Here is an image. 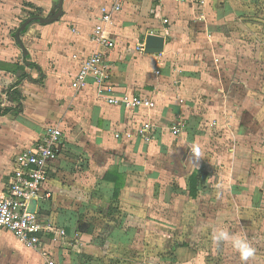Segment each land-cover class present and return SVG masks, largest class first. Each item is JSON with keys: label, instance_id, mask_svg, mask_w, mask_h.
Segmentation results:
<instances>
[{"label": "crops", "instance_id": "1", "mask_svg": "<svg viewBox=\"0 0 264 264\" xmlns=\"http://www.w3.org/2000/svg\"><path fill=\"white\" fill-rule=\"evenodd\" d=\"M4 2L13 15L24 11L17 7V0H0V36L8 28L6 22H11V15L2 16ZM110 3L111 0H65L60 21L34 27L32 33H27H37L38 38L27 49L31 62L39 67L25 68L30 77L21 83L24 111L0 116V135L16 132V128L17 134L25 132L8 148L0 142L5 155L0 193L15 156L38 139L46 126L59 125L67 149L50 166L43 187L50 193L44 215L64 228L65 235L52 240L49 251L54 250V256L50 251L45 257L0 228V264H48L49 260L58 264L64 260L60 238L79 242L81 234L92 236L93 225L81 224L83 208L77 206L78 202L84 203L81 198L87 193L102 208L107 206V213L121 216L126 226L120 232L123 244L132 237L128 227H167L173 230V236L178 229L186 228L189 234L183 243L191 245L187 248L193 253V245L201 239L198 229L209 222L212 207L232 211L238 218L234 221L237 234L245 235L255 249L247 264H263L264 249L256 242L264 244V92L252 87L249 79H237L240 68L220 55L225 46L223 37L231 36L235 41L239 37L240 30L223 27L228 21H240L243 13L237 1L206 0L203 6L176 0L125 2L109 27L115 41L109 53L112 82L119 92L142 94L156 103L152 109L139 110L109 104L92 83L79 91L73 87L79 57L93 50L91 33L99 23L102 8ZM187 17L189 28L185 29L180 23ZM176 18L177 24L171 25ZM150 34L165 38L161 52L145 50ZM195 37L205 39L204 45L213 54L212 67L206 66L200 47L192 53L190 43ZM3 42L0 40V100L6 94L1 91L3 78L17 79L6 64L20 62L19 47ZM212 73L216 79L207 78ZM31 99H37L41 107L34 115L28 114ZM11 104L15 105V101L11 100ZM147 119L156 125L151 142L115 137L117 130L132 128ZM177 125L180 131L174 134L172 129ZM193 148L198 150V156L192 153ZM78 166L82 178L74 180L80 177ZM113 168L125 178L118 198L114 197V183L103 179ZM200 169L208 177L199 184L194 198L190 196L189 178ZM109 207L114 210L109 212ZM246 212L253 213L247 221ZM255 214L261 215L263 221ZM122 224L117 228L122 229ZM257 224H263V233L260 238L254 234L257 239L253 241ZM90 242V250L83 251L82 259L85 255L102 263L105 255H97L102 243L92 237ZM236 260L241 264L238 256Z\"/></svg>", "mask_w": 264, "mask_h": 264}, {"label": "rangeland", "instance_id": "2", "mask_svg": "<svg viewBox=\"0 0 264 264\" xmlns=\"http://www.w3.org/2000/svg\"><path fill=\"white\" fill-rule=\"evenodd\" d=\"M58 1L59 0H17V7H23L22 9L24 11L19 10L17 14L14 15L10 12L11 8H9L4 2V5L2 6V16L9 17L11 15V22H6L8 28L6 27L5 31L3 30L0 40L5 41L3 43H7L13 47L18 46L15 34L21 24L27 18L35 15L52 17L57 12L56 3ZM235 1H237V7H239L241 9L240 11L243 13L242 17L238 22L228 21L223 27L229 30H240L238 34L239 37H237L238 39H236V41L231 36L223 37L221 41L224 42L225 46H222L220 55H224L229 62H235V64H237L240 68L242 74H237L235 76L237 79H249V82L253 81L252 87L257 86L259 90L264 92V0ZM15 6H13V11H16ZM183 14H185V12H183ZM62 17L59 18L58 21H60ZM189 17L183 19V22L180 23V25H182L181 27H185V29L189 28ZM143 22L145 23V21ZM177 22L178 18H176L171 25L175 26ZM45 25L46 24L36 21L31 23L25 31L21 32V38L26 47L27 45L31 46L35 42V38H38L37 33L31 34L30 36H28L29 34L27 35V33L29 31L32 33V29L34 27L42 28ZM204 41L205 39L203 37H195L192 41L194 43H190L193 48L192 53L201 50L200 55L203 54L202 57L205 56L207 59L206 66L208 67V65H210L212 67V61H214L213 54L208 52L210 49L207 45H204L206 44ZM221 41H218V43H222ZM198 47L201 49L196 50ZM19 50L20 55L18 56V59L22 61L24 59V54L20 47ZM27 60L32 61L30 53ZM207 78L216 79L213 73L209 74ZM228 79H230V77H228ZM256 79L257 83L254 84ZM16 80L3 78L1 91L6 94L5 97L2 98L3 101H0L1 103L3 102L5 106L14 105L11 104V100L13 101V99L10 97L9 93H13L11 85ZM42 80L43 79H40V81ZM39 84H41V82H39ZM20 87L22 86L20 85ZM29 91L31 92L30 89ZM1 97L2 96H0V99ZM15 105H17V102H15ZM40 108L41 107L37 102V99H31L28 114L34 115L33 112L37 109L40 111ZM253 123L256 122L254 121ZM15 131L16 132H11L10 134L6 132V135H0V142L3 147L11 145L19 135H21L20 138L24 137V131H18V134L17 128ZM1 150L2 148L0 149V169L5 160V155L1 152ZM12 157L13 154H11V158ZM72 158H74V156H72ZM79 167L80 166H78L77 171L80 177L79 179L75 178L74 180H80L82 178V175L80 174L82 170H80ZM4 180L5 178H3L2 181ZM79 192H81V190ZM81 199L84 203L78 202L77 204L79 208H83L81 214V224L93 225V228L91 229L92 231H89L92 236L81 234L78 236L79 242L68 239L67 241L65 238H60L59 241L63 247L62 255L64 260L58 262V264H236V257H239L238 253H236L229 244L225 243L222 246L217 247L212 240L213 230L217 228H223L234 233L236 231L237 233L238 228L234 225V221H238V218L232 211L225 209L218 210V206L217 208L212 207L209 213L210 216H208L209 222H206V226L203 228L200 227L198 229L200 232L199 237L201 239L200 242L193 245L194 250L196 251L195 254L189 251L190 248L182 246L183 241L188 238L189 234V230H186V228H180V230L178 229V232L173 236L171 234L173 230L167 227H128L127 229H130L132 233L129 236L132 237L129 242H125L123 244L120 232H124V227L126 226L122 224L123 222L120 219L121 216H118V214L113 215L112 213H107V206L102 208L100 206L101 203L97 202V204L94 200H92L89 193L85 194ZM216 203H218V201ZM230 204H232V202H230ZM230 209L231 206L229 205V210ZM252 215L253 213L246 212L244 218L245 221L250 219ZM255 216L256 219L263 221L261 215L259 216L255 214ZM118 224H122L123 228L118 229ZM259 224H257L258 227L253 228V236L255 234L260 238L261 233H263V224H261V227ZM80 232L82 233V231ZM91 237L93 240L97 239L98 242L102 243L99 247V253H97V255H105L101 261L102 263L97 262L95 257L93 260L88 258L82 259L83 251L90 250L89 246L91 243ZM115 239H118V241L114 242L113 240ZM256 239L257 238L254 236L253 241H256ZM256 243L260 249H264V244H261L260 242ZM252 245H255L254 242ZM50 251L53 257L55 252L54 250Z\"/></svg>", "mask_w": 264, "mask_h": 264}, {"label": "built area", "instance_id": "3", "mask_svg": "<svg viewBox=\"0 0 264 264\" xmlns=\"http://www.w3.org/2000/svg\"><path fill=\"white\" fill-rule=\"evenodd\" d=\"M126 1L111 0L109 5L102 8L99 23L91 33L95 46L89 54L79 57L80 67L73 80V87L79 91L92 83L99 95L111 105L131 110L152 109L156 105L153 99L142 94L119 92L112 82L113 64L109 53L115 41L109 27L113 24L115 15L123 10ZM176 1L199 6L206 3V0ZM155 128L156 125L147 119L132 128L117 130L115 137L118 140L137 139L149 143L154 138ZM179 131L178 125L172 129L174 134ZM66 149L65 134L59 125L46 126L38 139L15 156L13 169L7 175L0 193V228L10 231L25 246L45 257L50 254L49 245L52 240L65 235L64 228L57 227L44 215L45 203L48 202L50 193L43 187L48 181L52 162ZM34 200L36 204L32 211ZM55 263V260L48 262Z\"/></svg>", "mask_w": 264, "mask_h": 264}, {"label": "trees", "instance_id": "4", "mask_svg": "<svg viewBox=\"0 0 264 264\" xmlns=\"http://www.w3.org/2000/svg\"><path fill=\"white\" fill-rule=\"evenodd\" d=\"M28 57L29 55H27L26 57H24L22 61L17 62V63L6 64V66H8L7 69H10L12 72L17 74V80L11 85V88L13 89V93L12 92L9 93L10 97L15 102H17V105L5 106V105H2V103L0 102V116H4L7 114L18 115L24 111L23 102L25 100V95H24V90L22 87H20V85L23 80L30 77V75L25 71V68L26 67H29V68L39 67L37 63L28 61L27 60ZM207 177H208V173L202 169L196 170L191 174L189 178L190 196L194 198L197 197L198 186L199 184H204L206 182ZM103 179L105 181L114 183V197L118 198L120 191L125 184L124 176L121 175V173H119L117 169L113 168L106 172ZM108 210L109 212H111L114 209L112 207H109ZM182 246L188 247L191 245H189L188 243H182ZM84 257L88 258L85 255Z\"/></svg>", "mask_w": 264, "mask_h": 264}, {"label": "water", "instance_id": "5", "mask_svg": "<svg viewBox=\"0 0 264 264\" xmlns=\"http://www.w3.org/2000/svg\"><path fill=\"white\" fill-rule=\"evenodd\" d=\"M64 1L65 0H59L56 3L57 12L52 17L35 15V16L30 17V18H27L21 24V26L17 30L15 36H16V41L18 43V46L22 49L24 56L28 55V49L25 46L24 42L22 41L21 32L25 31L31 23L36 22V21L43 23V24H49V23H53L55 21H58V19L61 18L64 14ZM164 39L165 38L163 36H160V35H154V34L148 35L145 50L148 52H161L163 50V47H164ZM35 204H36V200L33 201L32 211H34V209H35Z\"/></svg>", "mask_w": 264, "mask_h": 264}, {"label": "clouds", "instance_id": "6", "mask_svg": "<svg viewBox=\"0 0 264 264\" xmlns=\"http://www.w3.org/2000/svg\"><path fill=\"white\" fill-rule=\"evenodd\" d=\"M192 153L197 156L199 155L196 148L192 149ZM212 240L217 247L225 243L229 244L238 253L241 264H247L249 258L254 256L255 249L251 246L245 235L230 232L223 228H217L213 230Z\"/></svg>", "mask_w": 264, "mask_h": 264}]
</instances>
